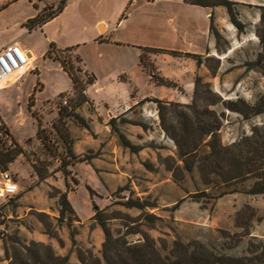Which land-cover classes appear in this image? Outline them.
I'll list each match as a JSON object with an SVG mask.
<instances>
[{"label": "rangeland", "instance_id": "rangeland-1", "mask_svg": "<svg viewBox=\"0 0 264 264\" xmlns=\"http://www.w3.org/2000/svg\"><path fill=\"white\" fill-rule=\"evenodd\" d=\"M50 1L57 2L59 0ZM234 1L237 2L234 8L243 24L242 30L238 29L230 21L227 9L224 6L211 7L217 10V12L214 11L216 22L227 40V43L224 41L221 43V46L226 50L225 52L220 53L216 50L212 53L209 51L206 55L220 58V67L216 75L212 73L205 59L199 64L196 58L185 54H171L173 57L171 59V57L168 58L162 55L164 52L146 50L143 64L141 63V65L135 66L125 73L115 72L108 79L103 78L98 84L107 85L108 87L104 91H95L94 82L87 83L90 73L84 71L81 63L77 61V55L72 50H55L51 55L47 54L46 57L58 61L62 67L63 60L73 61L75 68L79 67L81 69H74V72L79 76L86 90L88 89V96L85 90L87 100L91 103V106H93L91 102L93 100L96 107L103 113L107 111L108 107L113 110L122 109L125 101L131 102V95L135 91H137L139 97H142L147 92H152L155 96L164 94L172 96L176 92V97L186 100L182 103H191L193 101L194 81L197 75L210 82L213 89L224 98L237 99L238 97H243L251 103H256L261 95L264 94V73L256 68L250 69L249 66L251 61H255L258 58L259 53L262 52L264 54V18L261 16L262 13L264 14V8L259 7L264 6V0ZM79 23L81 24L82 21H79ZM67 24L66 29L68 30L70 23ZM67 36L68 34L63 35V42L67 41ZM88 37L85 36L84 39H88ZM78 39H83V36ZM138 39L141 45L145 42H147L146 45L151 42H162L158 35H148L144 32L140 33ZM40 46L43 49L47 46L46 39L42 40ZM86 50L90 64L94 65L95 62L92 58L94 45H87ZM190 58L194 59L199 66L204 64V69H206L207 73L204 75L198 72L192 79L194 61ZM211 63L213 64V62ZM211 63L209 62V64ZM157 66L163 71V75L171 72L175 74L180 81H173L178 86L169 87L157 84L150 74V70H152L155 74L162 76L158 72ZM38 72L40 73V81ZM23 76L19 84L0 88V146L4 149L17 150L22 148L23 150L14 160V165L20 170L10 168V165L8 167L14 173L18 183H20V189L6 201L4 198H0V229L8 234L17 232L23 239L30 241V239L24 237V234L29 231H38L40 233L44 230V226L42 227L43 229L41 227L38 228L36 211L29 208L31 205L34 207L31 199L21 200L20 197L24 191L26 192L38 185L37 195L39 198L37 197V201L41 206L46 205L45 197L47 192L45 187L50 184L44 182L43 179L48 175L52 176L51 181L54 186L50 185L49 195L50 193L55 194V185L60 184V181L62 184L64 182V173L61 170L63 159L74 160L67 157L68 148L71 149L74 141L69 130V121L75 120L74 122L77 121L80 125H86V121L82 120L77 112L78 107L85 102L76 105L78 92L74 87L70 89L72 86L71 79L67 73L61 71L57 62L40 57L36 59L32 68ZM214 76H217L216 79H213ZM164 77L166 76L164 75ZM64 101H67L68 105H65ZM143 103L139 101L137 105L131 107L128 111L129 115L124 113L110 119V121L114 120L113 126L124 133L127 138L130 139L129 133L133 135L130 140L134 144L142 146V149L137 152H140L137 160H140L142 166L135 167L132 173V178L135 180L137 188H132L129 180L127 184L130 190L122 193H118L116 190L111 194L112 197L110 198L111 189L115 186L116 180L113 181L107 177V174L100 173L93 164L80 162L74 168L78 184L71 181V185L75 187V190L69 191L70 200L78 215L82 218L93 212L94 203L103 207L102 209L107 210L109 214L119 216L109 221L115 234L124 232L127 224L136 226V224L141 222L142 228L158 240L161 251L166 253L167 251L162 248L159 242L160 238H165L169 247L173 245L176 239L184 241L195 239L190 233H186L185 230L184 233L181 232L182 225L186 224L187 228L206 232L204 223L207 221L208 216L214 214L218 201L220 199H228L233 193H246L244 191L247 190L252 181L246 180L232 185H221L220 183L207 185L198 166L194 168L193 172L183 170V178L180 181L176 180L173 171L169 169V164L173 162L172 158H174L177 163L181 166L183 165V161L179 158L178 148L174 140L166 135L160 124L156 102L153 101L152 103L157 109L153 113L152 111L145 112L142 107ZM210 108L218 113L225 112L220 129L221 139L224 144H230L239 140L245 134H251L254 125L264 124V114L245 119L237 112L225 110L221 103L210 106ZM74 111L79 115L78 118L69 115ZM137 121L145 124L146 128L142 127L145 131L147 130L146 133H137L135 129H127L131 128L132 124H136L134 122ZM113 126L111 125L112 130L122 144ZM121 126L124 128L121 129ZM122 146L124 145L122 144ZM125 148L132 151L129 147ZM201 150L203 152L204 149L202 148ZM145 163L151 164L153 167L148 168ZM29 173L32 176L38 173L40 182L32 181ZM112 173L117 176L115 175L116 172ZM42 181L43 185L40 186ZM23 184L25 189L21 187ZM90 188L94 191L93 193ZM233 189L239 191L229 192ZM204 190L209 192V195H203L202 192ZM131 191H133L134 196L148 198L157 202V207L146 209V211L159 216L153 226L149 225L150 223L146 217H141V209L125 207L119 203L120 200H126L125 197H129ZM223 191L228 193L218 197V194ZM177 203H179V206L174 209ZM50 207L53 208L54 205H50ZM252 210L249 205L240 210L237 213L239 221L242 222L249 219V213ZM177 217L179 219H176ZM182 217L190 221H182ZM53 221L54 224L55 221L57 224L60 223L56 217ZM73 223H75L74 228L77 237L79 233L78 223ZM225 232L234 235L226 238L224 236L226 235ZM242 232L221 230L224 240L221 241L213 237L206 238L207 241L203 242L228 253L233 247L225 248V245L227 242H233L235 237ZM140 237L141 235L139 234L130 235L131 240H138ZM77 244L76 250L79 247L86 249L85 246H80L78 241ZM73 245L75 246L76 244L73 243ZM90 249L93 250V248ZM93 252L95 253L94 250ZM100 257H102V250L100 251ZM0 264H8V260L5 258L2 238H0Z\"/></svg>", "mask_w": 264, "mask_h": 264}, {"label": "crops", "instance_id": "crops-1", "mask_svg": "<svg viewBox=\"0 0 264 264\" xmlns=\"http://www.w3.org/2000/svg\"><path fill=\"white\" fill-rule=\"evenodd\" d=\"M60 1L0 0V48L12 43H20L30 52L29 56L33 60V64L36 59L43 57L45 60L57 62L64 73L67 72L58 61L46 57L47 52L52 43L57 51L72 50L80 57V63L84 71L95 75L96 78L93 83L96 86L95 91H104L108 87L107 85L98 84L103 78L108 79L115 72L125 73L133 67L141 65V46L155 45L152 47L177 50L182 52V54L206 55L208 51L214 53L217 50L216 39L210 29L211 12H217V10L189 3L186 0H68L63 11L53 18L41 25L39 22H32L28 25L30 20L42 13L47 7L57 6ZM92 13L94 14L91 16ZM79 21H82V23L80 24ZM67 23H70L68 30L66 29ZM141 32L148 35H158L162 42H151L148 43L149 45H146L147 42H145L141 45L138 39ZM64 34H68L66 42L62 41ZM82 36L83 39H78ZM85 36H89L88 39H84ZM43 39L47 41V46L44 49L40 46ZM89 44L94 45L92 57L95 62L94 65L90 64L86 53V47ZM162 55L173 59L171 54L164 53ZM158 57L160 56L158 55ZM192 60L194 61L192 79L198 72L205 75L207 71L204 69V64L199 66L194 59ZM157 70L162 76L165 75L171 80L180 81L172 72L163 75V71L158 66ZM39 75L40 73L38 72L40 81ZM23 77L7 87L19 84ZM216 77L214 76L213 79H216ZM71 82L72 86L70 89L73 87L72 79ZM174 93L172 96L165 94L155 96L152 92H147L142 97H139L137 91H135L131 95V102L125 101L122 109L113 110L108 107L105 113L96 107L90 97L93 106H91L89 101H86L77 109L81 119L86 121V125H80L77 121L74 122L75 120L69 121V130L72 138H74L71 146L72 152L78 157L86 156L88 159L82 162L93 164L100 173L107 174V177L113 181L116 180L115 186L111 189L110 198L114 191L120 186L127 184L129 180L132 188H137L136 182L132 178V173L135 167L142 166L140 160H137L140 152H132L122 146L116 133L112 130L109 123L110 119L124 113L129 115V109L146 98L186 101L176 97V92ZM86 94L88 96V89ZM152 103V100L145 101L142 105L143 110L145 112H156L157 109ZM120 128L123 129L124 127L121 126ZM127 129H135L137 133H146L147 131L140 124H132L131 128ZM129 137L132 139L133 135L129 133ZM78 163L80 162H76L69 167L74 176L76 175L74 168ZM11 167L20 170L14 165V162L10 164ZM112 172H116L115 175L117 176H114ZM29 176H31L32 181L40 182L38 173L33 174V176L29 173ZM51 177L48 175L43 181L54 186ZM43 181L40 186L43 185ZM63 181V184L60 181V184L55 185V187L65 190V175ZM69 181L71 182L72 179L69 178ZM50 185L45 187L47 206H41L37 201L39 198L37 195L38 185L26 192L23 190L24 193L20 199H31L34 207L31 205L30 209H35L36 212L49 213L55 219V217L59 216L58 197L49 195ZM21 187L25 189L24 184ZM50 205H54V207L51 208ZM246 205L251 206L256 212V215L249 223L250 233L243 236L238 245L228 252L236 256L242 255L251 239L264 238V193H233L226 200L220 199L214 214L208 216L207 221L204 223L206 232L187 228L186 224L182 225L181 232L184 233L185 230L193 238L204 242L207 241L206 238L213 237L222 241L224 238L221 235V230H229L231 232H242L245 230L244 224L237 222V213ZM94 214L95 211L93 210L87 217L82 218L76 211L77 217L73 222L78 223L79 233L76 239L80 246L93 248L95 253L100 256L105 234L102 226L93 219ZM176 219L179 218L177 217ZM181 220L190 221L184 217ZM36 223L38 228L44 226L39 219ZM55 225L64 244H60L56 237L48 234L45 227L44 230H42L43 228L41 229L40 233L38 231H29L24 234V237L51 244L58 254L69 256V264H82L76 250L78 244L73 245L67 222L64 221L57 224L55 221Z\"/></svg>", "mask_w": 264, "mask_h": 264}, {"label": "trees", "instance_id": "trees-1", "mask_svg": "<svg viewBox=\"0 0 264 264\" xmlns=\"http://www.w3.org/2000/svg\"><path fill=\"white\" fill-rule=\"evenodd\" d=\"M68 0H61L57 6H49L42 13L38 14L34 19L28 22L42 23L53 18L63 11ZM189 3L199 4L207 7L224 6L230 17V21L238 28H243V24L238 18V13L234 6L237 4L234 0H186ZM264 8V6H259ZM264 18V14H261ZM211 33L216 39V47L218 52L226 50L221 46L227 40L221 30L218 28L214 11L211 12ZM141 63L145 59V51L164 52L169 54L181 55L182 52L177 50H168L152 46H141ZM56 50L52 43L47 54L51 55ZM209 53V51H208ZM187 56H192L201 64L203 59L208 62V67L214 75H216L220 67V58L212 55L186 53ZM205 56V57H204ZM264 54L261 52L255 61L250 62V69H259L264 73ZM80 57L77 56V61L80 62ZM213 62V64H209ZM62 65L64 70L69 74L73 81V87L78 92L76 102L78 104L88 101L85 94V86L76 75L73 61L63 60ZM145 66V65H144ZM153 79L159 85L169 87H177V83L173 80L155 74L150 70ZM95 75H88L87 83L95 81ZM195 86L193 91V101L191 103H182L174 100H165L161 98H146L141 102L152 100L156 102L160 118V124L166 135L172 138L178 148L180 160L183 161L181 166L174 158L169 164V169L174 173V178L180 181L183 178V170L193 172L198 166L202 178L207 185L212 183H220L221 185H232L242 181L251 180L250 186L244 192L250 194L264 193V124L254 125L251 134H245L239 140L230 144H224L220 129L223 124L225 112L218 113L210 106L223 104L225 110L237 112L245 119H250L254 116L264 114V94L261 95L256 103H251L243 97L224 98L219 92L215 91L210 82L205 81L202 76L197 75L195 78ZM75 111L70 116L79 117ZM114 121V120H113ZM113 121L110 123L113 126ZM146 128L143 122H134ZM118 133L122 144L129 147L133 152H138L142 146L134 144L127 136L119 129L113 126ZM39 134V131H38ZM1 139V138H0ZM204 149L203 152L201 149ZM22 148L11 150L4 149L0 146V169H8L9 165L14 162L17 155L22 153ZM74 160L63 159V167L61 170L65 175L66 189L62 190L57 187L56 193L51 194V197H58L59 216L56 217L58 222L67 221L71 229V239L77 245L76 231L74 228V219L76 216L75 208L69 198V191L75 190L72 187L69 178L75 184L78 180L73 175L70 165L76 162H82L88 158L76 156L71 149L68 148L67 157ZM68 158V159H70ZM148 168H152L151 164L145 163ZM41 176V175H40ZM91 192L94 191L90 188ZM130 190L129 185L125 184L117 189L118 193ZM233 189L229 192H238ZM203 195H209V192L204 190ZM228 193L227 191L220 192L218 197ZM124 197V196H122ZM125 207H136L142 210L141 217L144 216L149 221V225L153 226L156 220L159 219L154 213L146 211L147 208L157 207L158 204L154 200L134 196L133 191L127 200H120ZM179 203L174 206L177 209ZM253 209V208H252ZM95 214L93 219L99 223L105 234V240L102 245V257L96 255L90 248H77L78 258L82 264H264V238H255L249 241L248 247L244 254L236 256L223 252L215 246L208 245L199 239L184 241L176 239L173 245L169 247L165 238H160L159 242L166 253H163L158 245V240L154 238L148 231L141 226V222L136 226L126 225L124 232L115 234L111 228L109 221L119 216L109 214L107 210L102 209L94 203ZM121 213V212H118ZM250 218L240 222L239 215L237 222L244 224V232L238 234L233 242H227L225 248H230L238 245L242 237L249 234L250 220L256 215L253 209L249 213ZM38 219L44 224L48 234L56 237L61 244L63 240L60 237L52 216L46 212H36ZM140 220V219H139ZM139 234L141 237L138 240H131L130 235ZM226 238H229V232H225ZM0 238L4 243L5 258L8 264H69L68 255L57 254L53 246L37 240L27 241L23 239L17 232L8 234L0 229Z\"/></svg>", "mask_w": 264, "mask_h": 264}, {"label": "built area", "instance_id": "built-area-1", "mask_svg": "<svg viewBox=\"0 0 264 264\" xmlns=\"http://www.w3.org/2000/svg\"><path fill=\"white\" fill-rule=\"evenodd\" d=\"M29 51L20 43H12L0 48V88L19 81L32 68L33 60ZM68 105L67 101H64ZM19 191V183L9 169H0V198L5 201ZM129 197L126 196L127 200Z\"/></svg>", "mask_w": 264, "mask_h": 264}]
</instances>
